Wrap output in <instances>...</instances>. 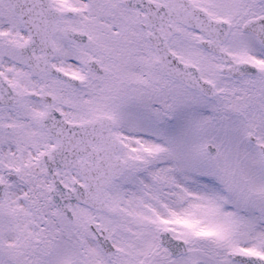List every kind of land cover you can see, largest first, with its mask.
<instances>
[{"label": "snow or ice", "instance_id": "obj_1", "mask_svg": "<svg viewBox=\"0 0 264 264\" xmlns=\"http://www.w3.org/2000/svg\"><path fill=\"white\" fill-rule=\"evenodd\" d=\"M0 264H264V0H0Z\"/></svg>", "mask_w": 264, "mask_h": 264}]
</instances>
